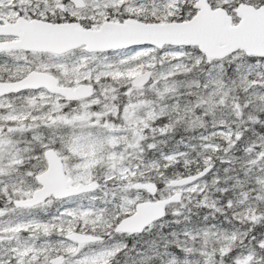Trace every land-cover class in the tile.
I'll return each instance as SVG.
<instances>
[{"label":"snow or ice","instance_id":"snow-or-ice-1","mask_svg":"<svg viewBox=\"0 0 264 264\" xmlns=\"http://www.w3.org/2000/svg\"><path fill=\"white\" fill-rule=\"evenodd\" d=\"M0 264H264V0H0Z\"/></svg>","mask_w":264,"mask_h":264}]
</instances>
